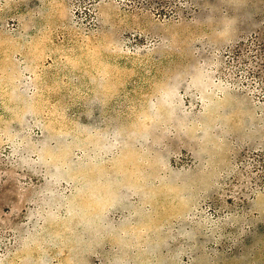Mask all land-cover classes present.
Listing matches in <instances>:
<instances>
[{"label": "rangeland", "instance_id": "obj_1", "mask_svg": "<svg viewBox=\"0 0 264 264\" xmlns=\"http://www.w3.org/2000/svg\"><path fill=\"white\" fill-rule=\"evenodd\" d=\"M0 264H264V0H0Z\"/></svg>", "mask_w": 264, "mask_h": 264}]
</instances>
